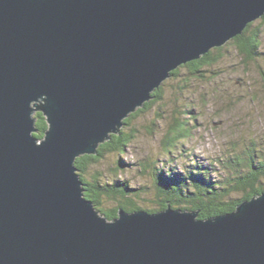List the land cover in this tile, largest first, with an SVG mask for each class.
I'll return each mask as SVG.
<instances>
[{
    "label": "water",
    "instance_id": "95a60500",
    "mask_svg": "<svg viewBox=\"0 0 264 264\" xmlns=\"http://www.w3.org/2000/svg\"><path fill=\"white\" fill-rule=\"evenodd\" d=\"M263 14L264 0H0V264H264V193L206 219L166 203L107 220L74 164Z\"/></svg>",
    "mask_w": 264,
    "mask_h": 264
},
{
    "label": "rangeland",
    "instance_id": "374dc122",
    "mask_svg": "<svg viewBox=\"0 0 264 264\" xmlns=\"http://www.w3.org/2000/svg\"><path fill=\"white\" fill-rule=\"evenodd\" d=\"M259 27L261 55L249 62L232 44L214 51L216 63L202 68L198 75L189 74L181 67L177 76H169L161 85L163 98L150 109H143L122 127L131 133V140L119 155L124 167L118 169L117 179L127 181L135 188H145L148 195L140 204L157 208L150 186L149 173L143 169L147 161L156 159L157 164L173 159V172L180 173L183 165L192 158L210 167L214 180H223L225 173L220 162L243 152L253 144L258 155L264 151V21H252V28ZM228 40L227 42H229ZM213 49V48H212ZM191 112L186 118L179 116L183 105ZM141 107V106H140ZM176 119L190 122V134L180 141L174 153L160 150L162 138L173 129ZM189 125V126H190ZM233 159V158H232ZM116 154H106L88 169V175L98 170L109 181L117 164ZM144 170V171H143ZM239 197V192L234 196ZM104 209H111L116 202L102 197ZM146 203V204H145ZM145 207V206H144Z\"/></svg>",
    "mask_w": 264,
    "mask_h": 264
},
{
    "label": "trees",
    "instance_id": "16d2710c",
    "mask_svg": "<svg viewBox=\"0 0 264 264\" xmlns=\"http://www.w3.org/2000/svg\"><path fill=\"white\" fill-rule=\"evenodd\" d=\"M259 18L264 21V14ZM259 27L253 29L252 22L248 23L241 34L234 36L226 44H232L237 56H241L244 60L256 61L262 54ZM224 46L225 44L213 47L198 59L178 66L171 71L170 76H177L181 67L187 68L189 74L198 75L202 72V68L217 62L213 52L224 49ZM161 85L152 91L150 100L144 102L141 107L123 119V124L117 132L111 133L108 139L97 145L95 153L82 154L75 159V167L83 182V194L93 207L107 220H111L118 216L119 209H124L127 212L135 210L153 212L165 208L166 203H169L173 208L182 211H198V218L206 219L231 212L242 200L264 193V151L261 152L262 155H258L256 146L251 144L245 147L243 152L235 153L234 157L225 158L220 162L222 171L225 173L223 180L212 179L210 167L194 158L183 165L180 173L173 172L171 163L174 161L172 158L162 161L161 164H157L156 159L147 161L143 165V169L149 173L150 186L155 190L153 194L158 207L142 206L139 203L148 195L147 190L132 187L127 181H119L116 178L119 174L118 169L124 167L119 155L123 154L125 146L132 138L131 133L124 131L122 127L128 126L138 112L150 109L154 103L163 98ZM191 111L186 103L181 112L179 111V116L182 115L186 118L192 113ZM33 118L37 129L34 136L40 139L44 136L48 124L44 114L39 110L33 112ZM189 125L188 120H174L173 129L161 140L160 150L172 155L178 143L190 134L191 125ZM109 153L116 154L118 159V165L113 170V177L108 181L104 173L98 170L93 171L87 177L88 169ZM234 192H239L240 196L233 197ZM102 197L115 201V206L111 209H104Z\"/></svg>",
    "mask_w": 264,
    "mask_h": 264
}]
</instances>
